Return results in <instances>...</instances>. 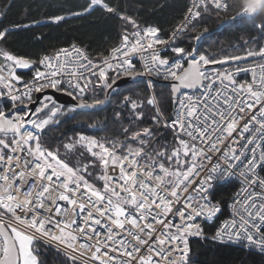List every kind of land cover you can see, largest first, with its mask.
<instances>
[{"label":"snow or ice","instance_id":"1","mask_svg":"<svg viewBox=\"0 0 264 264\" xmlns=\"http://www.w3.org/2000/svg\"><path fill=\"white\" fill-rule=\"evenodd\" d=\"M10 7L0 5V264H192L190 238H207L199 221L222 210L215 182L233 177L244 186L211 239L264 259V63L235 69L251 73V82L206 67L264 61V47L219 59L201 53L202 35H193L206 13L254 18L264 0L254 12L239 0H191L169 32L141 27L146 22L118 0H86L72 15L99 11L123 24L118 43L96 57L74 44L35 57L16 53L10 37L42 22L6 25ZM45 15L48 26L67 20ZM257 29L264 39V22ZM145 74L173 82L171 112L146 91L119 100L113 137L80 132L57 147L45 139L65 113L110 104L121 75ZM182 89L199 95L181 98ZM162 131L174 142L162 143Z\"/></svg>","mask_w":264,"mask_h":264},{"label":"trees","instance_id":"2","mask_svg":"<svg viewBox=\"0 0 264 264\" xmlns=\"http://www.w3.org/2000/svg\"><path fill=\"white\" fill-rule=\"evenodd\" d=\"M247 1L239 0L243 9ZM118 2L126 10H130L138 21L146 22V24L142 23L141 27L159 26L164 32H169L174 25L179 23V17L183 15L185 5L189 4V0H118ZM5 3L11 5L7 18L3 20L6 25L16 21L27 23L32 19L42 22L38 27L17 31L10 37L12 49L21 55L35 57L42 55L45 50L51 52L53 49L76 43L96 57L118 43L123 27L120 20L108 18L106 14L102 15L99 11L79 17L72 15L74 12L83 11L81 5L85 4L86 0H0V5ZM58 9L61 11H57ZM236 11H239V8ZM45 13L64 15L67 20L61 22L58 27L48 26L44 23L47 20ZM234 14L235 11L205 14V23L193 33V35L204 33L199 41L201 53L212 54L219 59H224L225 56L244 55L246 51L258 49L263 45L264 39L261 38L262 34L258 31L257 24L264 22V8H261L254 18L245 17L232 21L231 17ZM226 19H229V22L218 28L220 23ZM205 28L207 32H204ZM181 39L185 41V45L195 43L187 37ZM229 66L231 65L218 67L217 70L221 72ZM22 71L24 76L29 74L26 70ZM146 91L149 93L146 81L142 79L118 89L112 97V102L102 110L87 114L65 113L61 117L60 124L48 131L45 139L53 147H57L62 143H67L69 138L80 132L101 141L105 137H113L118 127L113 123V115L118 108L119 100L123 96L142 97ZM153 91L158 100L171 112L169 86L153 82ZM160 139L165 144L174 142L172 133L167 131H162ZM61 153L63 155V149ZM172 167L174 168V165ZM236 187L237 184L234 181L215 185L213 198L222 202L221 214L215 220L204 224L207 238L205 236L190 238L192 264H264V259L257 255L249 254L235 245L211 239L218 223L228 213V203Z\"/></svg>","mask_w":264,"mask_h":264},{"label":"built area","instance_id":"3","mask_svg":"<svg viewBox=\"0 0 264 264\" xmlns=\"http://www.w3.org/2000/svg\"><path fill=\"white\" fill-rule=\"evenodd\" d=\"M190 2H191V0H189V3H190ZM152 26H154V25H152ZM220 27H221V26H220ZM218 28H219V27H218ZM201 35H202V34H201ZM195 43H196V42H195ZM73 44L76 45L77 47H81V48H83V47H82L81 45H79V44L71 43V44H69V45L59 47V48H57V49H60V48H69V50L71 51L70 46L73 45ZM261 47H264V43H263V45H262ZM43 54H44V53H43ZM43 54H42V55H43ZM261 63H264V61H262V60H260V59L258 58V60L255 59V60H253L252 62H248V63H244V64H233V65L231 64V66L227 67L226 69L222 70L221 72H233L234 75H235V79H236L237 81H239V82H251V80H252V75H251V73H248V72H241V73H239V74H235V69H236L237 67H247V68H251V67H253V66H255V65H258V64H261ZM137 67L140 68V67H141V64H140V63H137ZM208 72H209V74L212 75V76L215 75V71H214L213 69H208ZM121 76H122V75H121ZM145 76H146V78H145L144 80L146 81V84H147L148 81H151V80L148 78L149 75L145 74ZM151 76L156 77V78H160V79H164L162 76H157V75H155V74H152ZM30 77H31V73L29 72V74H28L27 76H25V78L28 79V78H30ZM151 82H152V84H153V81H151ZM148 90H149V93H150V94H154L153 87H152L151 89H148ZM184 93L192 94V95L194 96V98H195V96L199 95V93H196L195 91L185 90V91H182V92H181V94H180V95H181V98H184V95H183ZM238 172H239V170H237V174H238ZM200 178H201V177L193 176V177H192L193 183H195V181H196L197 179H200ZM230 181H234V182H236V184H237L236 191L234 192V194L232 195V198L230 199V201H229V203H228V213H227V215H226L225 217H223V218L220 220V222L218 223V225H217V227L215 228L214 232L216 231V229L220 226V224H221L225 219H229V218H231V205H232L233 199H234V197L236 196V194H237L238 192H240L241 188L244 186V185H243V178H242V177H240V178L233 177V178H229V179H224V180H222V181H220V182H215V185H216V184H225V183H228V182H230ZM220 214H221V212H220L219 214H217V216L214 217L211 221L215 220ZM211 221H205V220L201 219L199 222L202 224V227H203V229H204V224H205L206 222H211ZM176 222H180V221L177 219ZM213 234H214V233H213ZM218 242H221V241H218ZM222 243H227V244L235 245L234 243H228L227 241H224V242H222Z\"/></svg>","mask_w":264,"mask_h":264},{"label":"water","instance_id":"4","mask_svg":"<svg viewBox=\"0 0 264 264\" xmlns=\"http://www.w3.org/2000/svg\"><path fill=\"white\" fill-rule=\"evenodd\" d=\"M260 2H261V0H248L246 2V4H245L244 10L250 11V12H254V11H256L257 8L260 7ZM227 22H229V19H226V20L222 21L218 27L226 24ZM202 35H204V33ZM255 59H258V57L255 58ZM255 59H251L250 58L248 61L255 60ZM235 63H238V62L229 61V62H227L225 64H222V65L221 64H214V65H208L206 67H207V69H214V68L223 67V66H227V65H231V64H235ZM145 78H146V76L144 75V76H141V77H137L135 80H133L131 77H129L127 75H122V76L119 77V81H125V80H127L128 82L126 84H124V83H119V81H118V84H119L118 89H120L121 87L126 86L128 84L135 83V82H137L139 80L145 79ZM148 78L151 81H153V82L163 83V84H167L169 86L170 97H171V105H172V94H171V87H170V85L173 82L171 80L160 79V78H156V77H153V76H148ZM185 90L194 91V90H190V89H182V91H185ZM48 92L51 93V94H53L56 97H59V99L62 100V101H66V100L69 99L68 97H66L62 93H55V92H53V90H50V89L48 90ZM104 108H102V109H104ZM102 109H100V110H102ZM97 111H99V110H97Z\"/></svg>","mask_w":264,"mask_h":264},{"label":"rangeland","instance_id":"5","mask_svg":"<svg viewBox=\"0 0 264 264\" xmlns=\"http://www.w3.org/2000/svg\"><path fill=\"white\" fill-rule=\"evenodd\" d=\"M213 70H214L215 72L218 71L217 68H214ZM154 94H155V93H154Z\"/></svg>","mask_w":264,"mask_h":264}]
</instances>
